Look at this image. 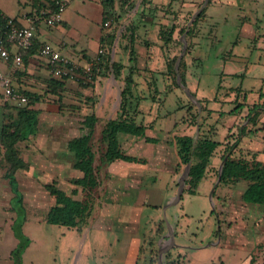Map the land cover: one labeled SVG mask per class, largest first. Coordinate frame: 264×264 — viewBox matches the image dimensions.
Wrapping results in <instances>:
<instances>
[{
	"label": "rangeland",
	"instance_id": "374dc122",
	"mask_svg": "<svg viewBox=\"0 0 264 264\" xmlns=\"http://www.w3.org/2000/svg\"><path fill=\"white\" fill-rule=\"evenodd\" d=\"M205 1L115 0L114 19L109 26L103 24V30L105 33L115 32L114 40L105 48L110 54V63L117 61L123 65L119 75L114 76L110 63L106 64L107 67L101 65L94 72V60L99 51L95 57H88L90 59L81 56L75 60L65 56L73 68H68V72L63 74L68 80L60 98L48 92V80L55 76L50 66L39 58L46 73L39 84L32 86L42 96V100L35 105V130L16 144L25 166L16 169L14 174L29 207L28 212L25 209V219L16 221L26 239L16 254L20 264H127L134 243L138 244L139 250L142 249L136 255L135 264H151L150 258L157 260V257L155 253L150 255V249L156 252L161 246L168 245L167 223L175 233L171 258L180 264H264V203L242 199L241 194L248 185L246 181H222L219 178L221 154L216 157L213 154L207 165H201L204 177L195 183H184L181 199L166 209L164 206L172 199L171 190L168 188L167 192L157 187L151 175L140 185L145 192L144 207L138 206L142 194L134 199L124 197L125 190H129L127 188H134L129 178L121 182V173H115L120 175L116 178L121 183L111 180L112 168L116 169L112 158L115 151H108V138H104L103 130L119 111L124 77L130 65L131 46L136 51L138 67L134 71V88L127 94L132 101L131 109L134 110L137 104L135 119L138 123L146 121L148 126L150 119H155L154 130L151 127L145 129L141 137L156 133L159 140L156 144L161 143V131L172 130L176 120L184 124L191 119L198 107L193 99L200 100L204 105V109L198 111L196 120L204 127L201 132L203 130V134L207 135L208 128L216 125L218 132L213 136L214 140L222 141L225 129L230 128L234 132L248 123L249 112L259 111L255 121L258 125L264 123V0H210L207 4ZM32 5L33 0H0L1 9L11 16H20L31 10ZM202 5L209 16V23L201 29L203 40L200 45L187 55L193 63L189 59L186 61L188 82L185 87L190 90L192 99L182 88H175L172 74L166 71L165 60L179 56L183 48V34L180 35L178 29H188L192 16ZM100 9L102 11L96 0H73L68 8L74 27L70 31L71 37L80 35L92 40L100 33L101 22L98 24L94 19ZM172 23L178 26L175 40L163 47L158 31L161 26L166 31ZM245 25L247 27L244 28ZM55 26H52L51 32L57 34ZM133 30V42H130ZM220 35L226 38L227 44L224 42L220 46L217 41ZM86 67L90 68L89 74L84 72ZM191 84L202 90L200 96ZM216 93V100L210 102L214 110H205V100L211 101ZM27 101L7 104L5 113L15 116L16 107H24ZM188 103L196 106L187 111V105H183ZM91 112L98 114L90 140L98 186L88 194L93 203L92 217L78 231L44 220L54 202L45 185L56 182L58 187L69 193L72 188L70 180L83 175L72 168L73 157L66 144L72 137L82 134V121ZM250 125L252 123L246 127ZM191 126L193 134L195 130L198 135V125L193 123ZM180 136H174L176 144ZM243 136L241 142L244 145H240L238 132L227 135L225 145L230 147L238 142L233 153L236 156H247V149H260L257 158L264 161V142L261 140L264 130L247 131ZM118 141L122 152L145 159L143 164L152 161L153 153L157 152L149 150L155 144L153 142L129 149L130 141L124 140L121 132L118 133ZM138 165L148 170L147 165L143 167L140 163L134 167ZM185 166L184 161L179 159L177 176L172 184L174 195ZM7 167L0 152L1 176ZM76 197L83 199L85 191L79 190ZM12 207L17 209L13 203ZM12 211L15 219L13 208ZM108 211L110 216L105 215ZM135 215L137 218L133 222L130 216ZM160 222L166 226V231L156 243L159 237L153 235ZM130 226L135 227V231L129 230ZM9 233L11 237H1L0 264H9L3 256L10 245L11 251L19 244L15 232L11 229ZM151 237L156 239L152 247L149 246ZM14 259L11 258L12 264ZM152 264L156 263L153 261Z\"/></svg>",
	"mask_w": 264,
	"mask_h": 264
},
{
	"label": "trees",
	"instance_id": "16d2710c",
	"mask_svg": "<svg viewBox=\"0 0 264 264\" xmlns=\"http://www.w3.org/2000/svg\"><path fill=\"white\" fill-rule=\"evenodd\" d=\"M41 1L42 2L40 3L42 4V8L49 6L50 4L49 0ZM97 2L102 8V21L100 23L102 27H100L101 31L98 40L100 54L98 53L96 59L94 60V72L96 69H99L101 65L104 64L107 67L106 64L110 63V54L106 52L108 50L105 47L111 44L115 38L114 31L105 33L103 30L104 22L107 20L110 22L114 19L115 0H97ZM209 2L210 0H207V3ZM204 8L205 6L202 7L199 13L195 16L188 29L181 27L178 29L180 35L185 33L184 38L187 44L184 57L181 58V61L178 64V72L181 77V82L184 86H186L184 58L190 53L194 45V38L198 35L200 24L206 18ZM8 19H11L14 23L18 24L14 18H4L0 11V39L2 45L7 48L10 47V44L4 40L1 32L2 29H4L5 23ZM177 28L178 26L175 23H172L166 31H164L165 28L163 26L160 27V30L158 31V37L162 41L161 45L163 47L169 46V44L175 40L174 33ZM134 33V30L131 31V37L129 39L130 42H133ZM180 44L182 46V42H180ZM29 49L21 50V55H23V53L27 52ZM177 58L178 55L173 56L172 58H167L165 60V65L167 73H171L174 78L173 84L175 88L181 89L176 78L177 72L175 69V62ZM129 63L130 65L128 67V72L124 77V87L121 91V103L119 106V111L117 112L116 118L110 120L107 123L103 130V135L105 139L108 138V151H115L113 157L111 156L114 160L143 164L146 162L145 159L123 153L120 149V144L118 141L119 132L123 131L140 135L141 132H143L146 128L143 123H138L136 121L135 118L137 117L136 113L138 108L137 104L135 105L134 110L131 109L132 101H130V98L127 95L128 91L134 88L133 86L136 83L134 80V71L138 68L136 65V51L132 46L129 49ZM110 65L112 71L114 72V76L117 77L123 65L119 64L117 61H112ZM67 80L68 77L65 75L56 78L50 77L47 84L48 92L60 98L62 91H64ZM23 93L28 99L26 105L24 107H16L15 116L9 113H4L3 123L0 130V152H2L3 161L5 160L8 164V167L4 171V177L8 180L11 191L14 194L13 198L11 199V207L12 203L17 207V209L12 207L16 213V218L11 224V229L15 232L17 238L19 239V244L17 247L10 252V257L15 258L14 264H20V261L16 259V254L18 249L22 248L26 243V239L24 238L22 232H20V226H16L17 220L23 221L25 219L23 195L17 187L14 174L16 169L23 168L25 164L19 157L16 144L17 142L26 139L29 135L34 133L37 121L35 105H37L42 100L41 94L37 92L23 91ZM198 103L199 108L196 107V112L191 116V119L187 120L189 125H192L193 123L194 125H198V135L195 133L192 135H182L176 140L178 146L177 154L179 159L184 161L185 164H187L189 161L191 162L188 175L189 180H185V184L188 182L195 183L204 177V167L201 165L205 166L209 163V159L213 155V152L221 144L208 135L201 133V124L199 121L197 123L196 120L198 119V111L201 112L204 107L201 105L200 100H198ZM185 105H187V111H190L191 107L196 106L194 103H188L184 104L183 107ZM6 107H8L7 104L3 105L4 109H6ZM131 110L133 111L131 112ZM258 115L259 111H255L253 113L249 112L248 123L255 125V120ZM97 120V116L94 112L85 115L82 121V134L72 137L67 141V150L72 154L73 157L72 167L83 174L82 176L75 177L70 180V183L72 184L70 192L68 193L58 187L56 182H51L50 184L45 185L47 192L54 198V202L49 207L45 218V221L50 224L62 225L67 228H76L78 231H81V226L87 224L88 219L91 216L93 211V203L89 199L88 194L92 189L98 186V182L93 168L94 155L91 149L90 140ZM255 130H264V124ZM247 131H251V129H247L246 125H243L238 130V135L242 137L245 133H247ZM145 141L156 143L158 139L145 136ZM237 144V142H234L230 147L226 146L224 149V152L221 156L222 167L220 179L222 181H246L248 185L241 194L242 199L248 202L264 203V161L258 160L257 152L251 151L249 149H247V156L234 155V149L236 148ZM79 190L85 191V197L83 199L76 197L79 193ZM190 191L193 192V190ZM165 231L166 226L160 222L155 229V235L157 237L163 236ZM154 240V238H150V247L154 245ZM139 252L141 253L142 249H140ZM150 254H154L157 257L158 251L155 252V250L151 248ZM153 261L154 263L157 262V260L151 258L152 263ZM162 264L180 263L176 259L171 258L169 250L163 255Z\"/></svg>",
	"mask_w": 264,
	"mask_h": 264
},
{
	"label": "crops",
	"instance_id": "0c3cea01",
	"mask_svg": "<svg viewBox=\"0 0 264 264\" xmlns=\"http://www.w3.org/2000/svg\"><path fill=\"white\" fill-rule=\"evenodd\" d=\"M39 1L42 2L41 0H33V5L31 7V10L23 12L20 16H18L19 14L12 15V16L8 15L0 7L1 15L4 18L5 17L14 18V19H16L17 23L21 26H27V25L34 22V26H35L34 45L27 52L23 53L21 64L14 65L11 62V60L0 59V71L4 74H7L10 76L11 83H12L13 87L15 88V90L22 93L23 95H25L23 93V91L35 92L34 91L35 88H33L32 86L39 84V81L42 78V75H44V73H46L43 70V67H41V63H42L41 60L42 59L38 55V48L42 43L51 42L50 44H52L53 46L58 48L60 50L61 54H63L64 56H66L70 59H75V60L80 59L81 56H84V58H86V59L88 57H90V58L95 57L97 54V51H99L98 40H99L100 33L96 34L92 40L88 39L85 36H80V35H78L77 38H75L74 36L71 37L70 31L74 27H73V25H72L73 23L71 21L72 20L71 13L68 12V8L72 4L73 0H68V5H67L65 12L63 13L62 21L60 23H58L54 28V29L58 28L57 34L54 32H51V30H53L52 27L46 26L42 21H40L36 18L39 11L44 10L45 8L48 7V6H45L42 8V4ZM185 5H186V3H185ZM17 17H19V19H17ZM94 17H95L94 19L96 20V22L99 24L102 20L101 9L99 11H97V13L94 15ZM208 21H209V16L206 15L205 20L202 21L200 24L198 35L194 38V45H193L189 55L191 54V52L196 50V48L200 45L201 41L203 40V38H202L203 36L200 35L201 29L205 28V24L209 23ZM243 21H245V19H243ZM245 27H247V25H245L244 28ZM243 31H244V29H243ZM225 40H226V38L225 37L223 38V35H220V37H218L217 41L220 42V46H221L225 42ZM9 49L11 52L16 50V48L13 45H10ZM90 58H88V59H90ZM188 59L191 61V59L187 56L185 58L186 86H187V82H188V80H187L188 64H186V61ZM192 86L195 87L194 85H192ZM195 90L200 96V92L202 90L199 91V87H195ZM217 93H218V90H217ZM217 93L214 94L213 99L211 101L205 100L206 101L205 110L206 109L207 110L211 109V111L214 110L211 108L210 102L216 100ZM1 95H2V88L0 87V130H1L2 123H3L4 113H5V109L3 108V104L1 102ZM201 95H203V94H201ZM201 99L204 101V98H201ZM203 107H204V105H203ZM86 115H88V114H86ZM96 116L98 119V114H96ZM208 116H210V113ZM150 117H153V116L150 115ZM149 122H150V124L148 126H146V121H145V123H143L146 126L145 129H150V127H151L152 130H154L155 119L151 118ZM247 124L248 123H245L243 125H247ZM262 124H264V123H262ZM262 124L258 125L256 122L255 125L252 124V126L250 125L251 127L249 126L247 129H251V131L259 132V130H255V129L259 128ZM182 125H184V126H182ZM215 126L216 125L212 126L211 128H208V131L206 132L209 137L212 136L211 138H213V136H215L218 132V129ZM172 128L173 129L168 130V132H162L161 131V134H162L161 143H157V144L155 143V144H153V146H151L149 148V150L151 152L153 150H157V152L153 153V160L152 161L148 160V163L141 164V165H143V167L145 165H147L148 170H146L145 168H140L141 166H139V165L136 166V168H135L134 165L135 164L137 165V163L126 162V161H122V160H114L115 161L114 163H116L115 164L116 169L112 168L113 172L111 173V175H113V176H111V180L116 181L117 183L120 182L116 178V177H119L120 175L117 176V175H115V173H121V178H123L121 182H124L127 178H129L130 182L132 183L134 188H127L126 187L127 190L128 189L129 190L128 191L125 190L124 197H131V199H134V198H137V196L139 194H142L141 200L138 201V206L144 207L145 192H144V190L140 189V187H141L140 185H142L143 179H146V177L149 175H151L153 177V180H155L154 184L157 187L164 189L167 192H168V188H170V190H171L170 191L171 192L170 193V199L173 198L174 194H173L172 184H173L174 180L176 179V176H177L176 168L178 169V164H179V156L177 154V144L173 141V138L176 134H179L181 136L182 135H192L193 130H191L192 126L189 125L188 122H185L183 124L182 121H179V120H176L174 122V124L172 125ZM201 129H204V127H201ZM225 130L226 131L224 133L223 140L222 141L216 140L221 144L213 152L215 157L218 154H221V156H222L224 149L226 148L225 143H227L228 141L224 140V138L227 135L237 133L239 129H237V131H234V132L230 128L225 129ZM251 131H248V132H251ZM164 133H165V135H164ZM194 133L196 134L195 130H194ZM201 133H204L203 130ZM121 135H123L124 140L130 141L129 145L127 146L129 149L133 148L134 145H136L137 148L144 147V145H146L145 137L143 138V137H141V135H137V134L129 133V132H123V131L121 132ZM147 137L157 138L156 133H154L152 135H148ZM244 137L245 136H242L239 138V139H241L240 145L243 144V142H241V141H243ZM261 140L264 142V137H262ZM260 151L261 150L258 149L255 152H257V155H258V152H260ZM123 153L129 154L126 152H123ZM129 155H132V154H129ZM132 156H135V155H132ZM148 159H149V157H148ZM112 163H113V160H112ZM155 176H156V178H155ZM15 178H16V176H15ZM170 181H171V183H170ZM16 182H17V187H18L19 191L23 195V191L20 188V183L17 180V178H16ZM123 185L125 187V184H123ZM118 187L120 188L121 186H118ZM107 189H108V187H107ZM13 196H14V194L11 191L8 180L4 177V173L2 174V176L0 173V246L3 244V239L1 237L4 235L10 236L9 232L11 231V224H12L14 217H15V214L11 208V201H10V199L13 198ZM53 201H54V199H53ZM23 205H24V208L28 212L29 207L26 205L25 196H23ZM108 213H109V211L105 215H109ZM112 215H114V214L112 213ZM45 216H44V220L46 218ZM136 216L137 215L130 216V218H131V220H133V222L136 221V218H137ZM91 217H92V213H91V216L89 217V219ZM128 229L135 231V227H133V226H130ZM153 236H155V232H154ZM161 237L162 236H160L157 240L155 239L156 243H158L160 241ZM10 246H12V245H10ZM10 246L7 249L5 256H3V257L5 258L6 261H8L9 264H12L11 257H10V252H11ZM138 253H139L138 244L134 243L133 248L130 251L131 256L128 258L129 262H127V264H135L136 255ZM150 255H152V254H150ZM151 258H153V257H151ZM151 258H150V263L152 264ZM183 264H186V263H183Z\"/></svg>",
	"mask_w": 264,
	"mask_h": 264
},
{
	"label": "built area",
	"instance_id": "2783aa9c",
	"mask_svg": "<svg viewBox=\"0 0 264 264\" xmlns=\"http://www.w3.org/2000/svg\"><path fill=\"white\" fill-rule=\"evenodd\" d=\"M50 4L44 10L39 11L36 18L42 21L46 26L52 27L62 21L63 13L65 12L68 0H49ZM109 21H105L104 25L109 26ZM1 35L4 40L10 45H13L16 50L11 52L9 48L4 47L0 39V59L11 60L14 65H19L22 62L21 50H26L34 45L35 26L34 22L21 26L8 19L2 29ZM100 52V51H99ZM38 55L47 65L50 66V71L55 77H61L66 74L67 69H72L68 58L61 54L60 50L50 43H42L38 48ZM90 68H84V72L89 74ZM0 87L2 88L1 102L5 104H23L27 101V97L15 90L11 83L9 75L0 71Z\"/></svg>",
	"mask_w": 264,
	"mask_h": 264
},
{
	"label": "water",
	"instance_id": "95a60500",
	"mask_svg": "<svg viewBox=\"0 0 264 264\" xmlns=\"http://www.w3.org/2000/svg\"><path fill=\"white\" fill-rule=\"evenodd\" d=\"M206 2H207V0L205 1V3H206ZM205 3H204V4H205ZM204 4H203V5H204ZM203 5H202V6H201V7H200V8L194 13V15L192 16V18H191V20H190V23H191V21L195 18V16L199 13V11L202 9ZM184 35H185V33H184L183 36H182V39H183V40H182V41H183V48H182V51L180 52V54H179V56H178V58H177V60H176V62H175V69H176V72H177L176 78H177V82H178L179 86L184 90V92H185L188 96H190V97L193 99L190 90L182 84V82H181V77H180V74H179V72H178V64H179V62H180L182 56L184 55L185 50H186V46H187L186 42L184 41ZM193 102L199 107V103H198V101H197L196 99H193ZM190 166H191V162L189 161V162L186 164V166H185V168H184V171H183L182 175L180 176V179H179V181H178V186H177V189H176V193H175V195H174L173 198H172V199H171V200H170V201L164 206V209L168 208V207L171 206V205L176 204V203L180 200V198H181V196H182V193H183L185 180L187 179V177H188V175H189ZM221 167H222V163H221V165H220V167H219V178H220V173H221ZM219 178H218V179H219ZM167 232H168V236H169V238H168V245H167V246H164V245H163V246H161V248L158 250V256H157V262H156V264H162V257H163V255L173 247V244H174V232H173V229L171 228V226L169 225V223H167Z\"/></svg>",
	"mask_w": 264,
	"mask_h": 264
}]
</instances>
